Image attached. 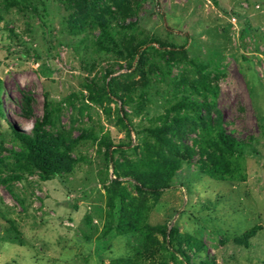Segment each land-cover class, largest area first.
Masks as SVG:
<instances>
[{
    "label": "rangeland",
    "instance_id": "1",
    "mask_svg": "<svg viewBox=\"0 0 264 264\" xmlns=\"http://www.w3.org/2000/svg\"><path fill=\"white\" fill-rule=\"evenodd\" d=\"M105 26L110 35L100 39ZM183 99L204 102L202 110H171ZM46 104L54 125L44 128L72 144L75 163L42 181L25 163L16 168L10 151L21 149L13 130L30 133ZM176 118L179 139L150 135ZM219 130L238 142L232 157L243 181L200 173ZM147 150L179 168L156 198L118 179L148 203L147 224L168 227L166 250L136 260L138 234L102 235L115 179L105 154L134 162ZM184 150L190 155L177 154ZM114 205L117 220L118 198ZM153 237L163 243L159 231ZM120 259L264 264V0H0V264Z\"/></svg>",
    "mask_w": 264,
    "mask_h": 264
},
{
    "label": "trees",
    "instance_id": "2",
    "mask_svg": "<svg viewBox=\"0 0 264 264\" xmlns=\"http://www.w3.org/2000/svg\"><path fill=\"white\" fill-rule=\"evenodd\" d=\"M122 28L132 27L131 25L120 24ZM110 35L108 27H104L100 33L99 38L103 39ZM154 50L153 47H150ZM145 50L139 48L134 51L133 57L136 61H141L142 55ZM169 53V52H167ZM164 56V55H163ZM202 91L205 94H209L210 85L203 78L200 81ZM215 90H212V95L215 94ZM200 95V93H199ZM205 98V95H202ZM204 102L198 100L183 99L180 102L174 104L171 110L180 112L182 110L193 109L196 112L201 111ZM30 117V115H28ZM202 121L201 119H198ZM183 121L180 118L173 120L170 127H161L151 131L150 135L156 140L162 141L160 135L162 133L169 134L180 138L181 126ZM53 114L49 105L46 104L44 114L41 121L36 120L30 133L17 132L15 129L14 138L21 146L20 151L11 150L10 154L14 157V163L19 170H24L23 163L37 170L40 174L42 181H48L52 178L58 177L61 174H69L72 171L75 161L71 157L72 144L65 138L55 136L54 134L47 132L45 126H53ZM127 128V127H126ZM168 147L175 148L171 141L164 140ZM212 152L207 156V164L203 162L200 165V173L217 181H243L244 173L239 163L233 159L232 153L235 145L238 142L231 136L225 134L222 130H219L212 140ZM147 148V147H146ZM145 148V150H146ZM108 150V148H107ZM145 155L140 159L130 162H120L113 159L111 154L106 153L105 157L107 162L112 168V173L115 179L111 182V190L108 195V207L109 211L106 215V219L103 224L102 235L106 236L110 232L115 231L118 235H139L140 247L136 252L134 259H152L160 249L166 250L164 245L167 237V226L162 228H155L146 223V214L150 207L146 200H138L130 198V194L126 188L122 186V182L118 179L122 177H130L135 181L134 188L141 195H150L156 198L164 189H168L171 184L176 170L179 168L178 163L173 160L164 158L161 155L152 157L149 154V150L145 151ZM181 157L190 155L187 150L183 153L177 152ZM177 155V156H178ZM2 162V160H1ZM16 166V165H15ZM14 180H18L19 177H13ZM119 199V211L118 219L115 220L114 199ZM155 200V199H154ZM86 226H90L91 218L85 216ZM157 230L162 235L163 243L159 244L153 237V232ZM175 229L172 228L169 231V238L173 242ZM255 228L246 232L242 239H239L237 244L246 243V240L253 236ZM20 242V241H19ZM166 245V244H165ZM170 245V243H169ZM178 253L188 261V257L183 251L178 250ZM133 259V260H134ZM119 264H135L133 261L120 259ZM201 264H207L202 262Z\"/></svg>",
    "mask_w": 264,
    "mask_h": 264
}]
</instances>
